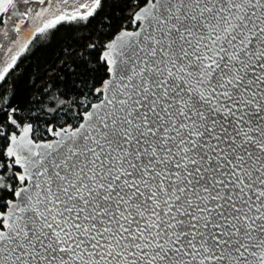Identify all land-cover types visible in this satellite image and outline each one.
I'll return each instance as SVG.
<instances>
[{
  "label": "snow or ice",
  "instance_id": "snow-or-ice-1",
  "mask_svg": "<svg viewBox=\"0 0 264 264\" xmlns=\"http://www.w3.org/2000/svg\"><path fill=\"white\" fill-rule=\"evenodd\" d=\"M46 4L0 0V26ZM126 7L67 69L75 98L15 102L27 37L0 61V264H264V0Z\"/></svg>",
  "mask_w": 264,
  "mask_h": 264
},
{
  "label": "trees",
  "instance_id": "trees-1",
  "mask_svg": "<svg viewBox=\"0 0 264 264\" xmlns=\"http://www.w3.org/2000/svg\"><path fill=\"white\" fill-rule=\"evenodd\" d=\"M127 3L128 0H107L105 4L102 0L104 10L102 12L98 10L95 17L89 18V22L79 19L62 21L54 29L32 37L27 49L20 56V60L23 61L20 70L15 73V79L8 84L9 92L13 89L15 91V102L23 107L30 98L42 96L45 89H48L53 97H57L58 91L64 89L65 83L68 85L66 95L75 98L78 93L71 87L75 77L70 76L67 69L80 58L81 54L85 57L89 55L87 49L93 42L107 40V28L104 34L97 31L100 20L104 17L114 20L113 28L116 29L122 23L119 17L127 19L131 15L126 7ZM53 32L55 39H50ZM73 50L74 54H67ZM91 59L95 60V53ZM80 70L82 69L77 71ZM61 99L64 97H57V102L59 103ZM39 107L48 109V104ZM66 107H72L70 99L66 101ZM59 122L62 123L63 119Z\"/></svg>",
  "mask_w": 264,
  "mask_h": 264
},
{
  "label": "rangeland",
  "instance_id": "rangeland-1",
  "mask_svg": "<svg viewBox=\"0 0 264 264\" xmlns=\"http://www.w3.org/2000/svg\"><path fill=\"white\" fill-rule=\"evenodd\" d=\"M81 3L90 5L93 3V0H47V4L44 7L50 8V11L46 12L44 17L28 21L27 25L19 33L13 31V27L11 26L12 19L9 20L6 26H0V61L8 60L9 50L13 51V53L17 50V46L13 43V40H19L21 43H24L25 37H27V40L30 42L33 36H28L27 33L32 29L34 24H40V21L43 19L54 18L53 13L59 12L60 9L71 12L74 8H78ZM31 7L39 10L41 6L37 3H32ZM5 31L8 32L7 35L4 34Z\"/></svg>",
  "mask_w": 264,
  "mask_h": 264
},
{
  "label": "flooded vegetation",
  "instance_id": "flooded-vegetation-1",
  "mask_svg": "<svg viewBox=\"0 0 264 264\" xmlns=\"http://www.w3.org/2000/svg\"><path fill=\"white\" fill-rule=\"evenodd\" d=\"M5 16H7V14H5ZM15 23H16V20H15V18H13L12 21H11V26L14 27ZM27 23H28V21H26L24 24H22V25L20 26V30H21L23 27H25V26L27 25Z\"/></svg>",
  "mask_w": 264,
  "mask_h": 264
}]
</instances>
